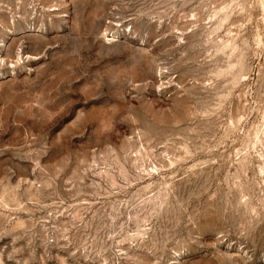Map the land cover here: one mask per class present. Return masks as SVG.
I'll use <instances>...</instances> for the list:
<instances>
[{
    "label": "rangeland",
    "instance_id": "1",
    "mask_svg": "<svg viewBox=\"0 0 264 264\" xmlns=\"http://www.w3.org/2000/svg\"><path fill=\"white\" fill-rule=\"evenodd\" d=\"M0 264H264V0H0Z\"/></svg>",
    "mask_w": 264,
    "mask_h": 264
}]
</instances>
